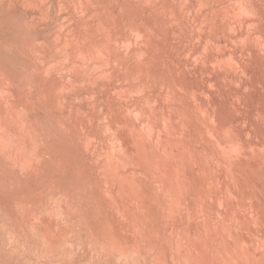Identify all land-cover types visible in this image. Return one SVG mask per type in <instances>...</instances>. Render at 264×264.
I'll use <instances>...</instances> for the list:
<instances>
[{
    "label": "rangeland",
    "instance_id": "rangeland-1",
    "mask_svg": "<svg viewBox=\"0 0 264 264\" xmlns=\"http://www.w3.org/2000/svg\"><path fill=\"white\" fill-rule=\"evenodd\" d=\"M263 1L0 0V264H264Z\"/></svg>",
    "mask_w": 264,
    "mask_h": 264
},
{
    "label": "bare ground",
    "instance_id": "bare-ground-1",
    "mask_svg": "<svg viewBox=\"0 0 264 264\" xmlns=\"http://www.w3.org/2000/svg\"><path fill=\"white\" fill-rule=\"evenodd\" d=\"M66 2V1H65ZM133 2V1H132ZM173 2V1H172ZM264 2V1H263ZM119 3V2H118ZM252 4V3H251ZM262 4V3H261ZM103 5V4H102ZM131 5V4H130ZM252 6V5H251ZM256 7V6H255ZM141 8V7H140ZM262 8V7H261ZM151 10V9H150ZM226 11V10H225ZM258 13V12H257ZM258 15V14H257ZM80 16V15H79ZM242 18V17H241ZM133 19V18H132ZM142 20V19H141ZM252 20V19H251ZM132 21V20H131ZM264 21V20H263ZM120 22V21H119ZM261 22V21H260ZM242 23V22H241ZM258 23V22H257ZM157 24V23H156ZM205 25V24H204ZM117 26V25H116ZM143 26V25H142ZM160 27V26H159ZM134 28V27H133ZM161 29V28H160ZM164 29V28H163ZM162 29V30H163ZM124 30V29H123ZM130 30V29H129ZM151 30V29H150ZM246 30V29H245ZM137 33V32H136ZM167 33V32H166ZM233 33V32H232ZM122 34V33H121ZM153 34V33H152ZM152 34H151V36H152ZM94 35V34H93ZM258 37V36H257ZM250 39V38H249ZM95 40V39H94ZM217 41V40H216ZM166 42V41H165ZM217 43V42H216ZM74 45V44H73ZM257 46V45H256ZM74 47V46H73ZM172 48V47H171ZM150 49V48H149ZM258 49V48H257ZM33 51V50H32ZM165 52V51H164ZM155 53V52H154ZM232 53V52H231ZM230 53V54H231ZM159 54V53H158ZM182 54V53H181ZM187 56V55H186ZM214 56V55H213ZM221 56V55H220ZM234 56V55H233ZM196 57V56H195ZM259 57V56H258ZM153 58V57H152ZM198 60V59H197ZM33 63V62H32ZM263 64V63H262ZM36 65V64H35ZM37 66V65H36ZM178 66V65H177ZM195 66V65H194ZM193 66V67H194ZM35 68H37V67H35ZM250 69V68H249ZM26 70V69H25ZM40 71V70H39ZM173 71V70H172ZM69 72V71H68ZM221 73V72H220ZM21 74V73H20ZM1 75V74H0ZM251 75V74H250ZM5 76V75H4ZM35 76V75H34ZM38 76V75H37ZM31 77V76H30ZM7 78V77H6ZM41 78V77H40ZM39 78V79H40ZM23 79V78H22ZM250 80V79H249ZM24 81V80H23ZM22 81V82H23ZM35 81V80H34ZM3 82V81H2ZM18 82V81H17ZM25 83V82H24ZM83 83V82H82ZM56 84V83H55ZM16 85V84H15ZM19 85V84H18ZM21 85V84H20ZM33 86V85H32ZM20 87H22V86H20ZM49 87V86H48ZM260 87V86H259ZM44 88V87H43ZM17 89V88H16ZM39 89V88H38ZM46 90V89H45ZM219 90V89H218ZM2 92V91H1ZM50 92V91H49ZM207 92V91H206ZM3 93V92H2ZM52 93V92H51ZM54 94V93H53ZM25 96H27V95H25ZM48 96V95H47ZM6 97V96H5ZM50 97V96H49ZM148 97V96H147ZM8 99V98H7ZM57 99V98H56ZM181 99V98H180ZM68 100V99H67ZM212 100V99H211ZM49 101V100H48ZM55 101V100H54ZM87 102H88V100H87ZM90 102V101H89ZM16 103H17V101H16ZM56 103V102H55ZM45 105H46V103H44ZM19 105H20V103H19ZM7 107V106H6ZM21 107V106H20ZM56 107V106H55ZM111 107V106H110ZM109 107V108H110ZM5 108V107H4ZM9 109V108H8ZM88 112V111H87ZM95 112V111H94ZM176 112V111H175ZM239 112V111H238ZM105 113V112H104ZM7 114V113H6ZM5 114V115H6ZM1 115V114H0ZM3 116V115H2ZM12 116V115H11ZM70 116V115H69ZM80 117V116H79ZM11 119V118H10ZM64 119V118H63ZM4 120V119H3ZM24 120V119H23ZM59 120H60V118H59ZM13 121V120H12ZM107 121V120H106ZM137 121V120H136ZM211 121V120H210ZM3 122V121H2ZM14 122H15V120H14ZM66 122V121H65ZM64 122V123H65ZM54 123V122H53ZM10 124V123H9ZM28 124V123H27ZM46 124V123H45ZM44 124V125H45ZM50 125V124H49ZM6 126H7V124H6ZM14 126H15V124H14ZM35 126V125H34ZM39 126V125H38ZM46 126H47V124H46ZM105 126V125H104ZM101 127V126H100ZM107 127V126H106ZM187 127H188V125H187ZM5 128V127H4ZM18 128V127H17ZM27 128V127H26ZM39 128V127H38ZM48 128V127H47ZM63 128V127H62ZM2 129V128H1ZM15 129V128H14ZM37 129V128H36ZM50 129V128H49ZM73 129V128H72ZM152 129V128H151ZM4 130V129H3ZM10 130V129H9ZM15 130H17V129H15ZM48 130V129H47ZM110 130H111V128H110ZM6 132L8 131V130H5ZM104 131V130H103ZM116 131V130H115ZM150 131V130H149ZM12 132V131H11ZM45 132H46V130H45ZM57 132V131H56ZM60 132V131H59ZM64 132V131H63ZM110 132V131H109ZM181 132V131H180ZM209 132V131H208ZM225 132V131H224ZM10 133V132H9ZM223 133V132H222ZM11 134V133H10ZM22 134H23V132H22ZM52 134V133H51ZM59 134V133H58ZM2 135H3V133H2ZM8 136H9V134H7ZM19 135V134H18ZM61 135V134H60ZM150 135V134H149ZM54 136V135H53ZM109 136V135H108ZM9 137H12V136H9ZM64 137V136H63ZM107 137V136H106ZM227 137V136H226ZM1 138V137H0ZM7 138V137H6ZM16 138V137H15ZM19 138V137H18ZM60 138V137H59ZM3 139V138H2ZM12 139V138H11ZM30 139V138H29ZM49 139V138H48ZM56 139V138H55ZM91 139H92V137H91ZM98 139V138H97ZM225 139V138H224ZM14 140V139H13ZM16 140V139H15ZM14 140V141H15ZM47 140V139H46ZM54 140V139H53ZM200 140V139H199ZM21 141V140H20ZM31 141V140H30ZM80 141V140H79ZM7 142V141H6ZM11 142V141H10ZM19 142V141H18ZM65 142H66V140H65ZM92 142V141H91ZM108 142H110L109 141V139H108ZM231 142H232V140H231ZM17 143V142H16ZM24 143H26V142H24ZM163 143H164V141H163ZM162 143V144H163ZM234 144H235V142H233ZM9 143H7L6 145H8ZM15 144V143H14ZM27 144V143H26ZM44 144V143H43ZM113 144V143H112ZM229 144V143H228ZM233 144V145H234ZM101 145V144H100ZM147 145V144H146ZM210 145V144H209ZM9 146V145H8ZM7 146V147H8ZM11 146V145H10ZM58 146H59V144H58ZM72 146V145H71ZM108 146V145H107ZM180 146V145H179ZM49 147V146H48ZM136 147V146H135ZM164 147V146H163ZM170 147V146H169ZM20 148V147H19ZM23 148V147H22ZM29 148V147H28ZM185 148V147H184ZM205 148V147H204ZM232 148V147H231ZM13 149V148H12ZM24 149V148H23ZM75 149V148H74ZM86 149V148H85ZM106 149V148H105ZM198 149V148H197ZM215 149V148H214ZM25 150V149H24ZM201 150V149H200ZM234 150V149H233ZM32 151V150H31ZM202 151V150H201ZM231 151V150H230ZM237 151H238V149H237ZM87 152V151H86ZM218 152V151H217ZM22 153H24V152H22ZM149 153V152H148ZM202 153V152H201ZM210 153H211V151H210ZM2 154V153H1ZM25 154V153H24ZM91 154V153H90ZM241 154V153H240ZM31 155V154H30ZM95 155V154H94ZM119 155V154H118ZM164 155V154H163ZM198 155V154H197ZM205 155V154H204ZM7 156V155H6ZM9 156V155H8ZM28 156V155H27ZM26 156V157H27ZM138 156V155H137ZM165 156V155H164ZM173 156V155H172ZM241 156V155H240ZM24 157V156H23ZM22 156L20 157V158H23ZM26 157H24L23 159L25 160L24 162H26ZM31 157V156H30ZM51 157V156H50ZM126 157V156H125ZM215 157V156H214ZM121 158V157H120ZM139 158H140V156H139ZM192 158V157H191ZM8 159V158H7ZM57 159H59V158H57ZM141 159V158H140ZM224 159V158H223ZM240 159V158H239ZM31 160H33V158L31 157ZM49 160V159H48ZM162 160H164V158L162 159ZM186 160V159H185ZM192 160V159H191ZM193 160H195V159H193ZM28 161H30L29 159H28ZM115 161V160H114ZM172 161V160H171ZM216 161V160H215ZM221 161V160H220ZM231 161V160H230ZM5 162V161H4ZM18 162V161H17ZM52 162V161H51ZM104 162V161H103ZM108 162V161H107ZM109 162H110V160H109ZM113 162V161H112ZM173 162V161H172ZM193 162V161H192ZM241 162V161H240ZM244 162V161H243ZM27 163H29V162H27ZM56 163V162H55ZM61 163H62V161H61ZM141 163H142V161H141ZM150 163H153V162H150ZM166 163V162H165ZM179 163H181V162H179ZM188 163H189V161H188ZM187 163V164H188ZM194 163V162H193ZM7 164V163H6ZM23 165L24 164H26V163H22ZM30 164V163H29ZM116 164V163H115ZM114 164V165H115ZM149 164V163H148ZM227 164V163H226ZM241 164V163H240ZM250 164V163H249ZM113 165V166H114ZM117 165V164H116ZM153 165V164H152ZM176 165V164H175ZM205 165V164H204ZM236 165V164H235ZM13 166V165H12ZM19 166V165H18ZM63 166V165H62ZM85 166V165H84ZM111 166H112V163H111ZM129 166V165H128ZM139 166V165H138ZM154 166V165H153ZM198 166H199V164H198ZM209 166V165H208ZM87 167V166H86ZM118 167V166H117ZM156 167H158V166H155V168ZM186 167V166H185ZM243 167V166H242ZM13 168V167H12ZM17 168V167H16ZM39 168V167H38ZM50 168V167H49ZM140 168V167H139ZM163 168V167H162ZM175 168H177V167H175ZM203 168V167H202ZM240 168H241V166H240ZM78 169V168H77ZM80 169V168H79ZM114 169H117L116 167L114 168ZM119 169V168H118ZM8 170V169H7ZM75 170V169H74ZM83 170V169H82ZM157 170V169H156ZM160 170H162V169H160ZM172 170V169H171ZM242 170V169H241ZM10 171H12V170H10ZM36 171V170H35ZM40 171V170H39ZM95 171V170H94ZM147 171V170H146ZM177 171V170H176ZM15 172V171H14ZM44 172V171H43ZM151 172V171H150ZM236 172V171H235ZM234 172V173H235ZM257 172V171H256ZM49 173V172H48ZM160 173V172H159ZM163 173V172H162ZM198 173H199V171H198ZM209 173V172H208ZM238 173V172H237ZM157 174V173H156ZM155 174V175H156ZM171 174H173V172L171 173ZM179 174V173H178ZM182 174V173H181ZM210 174H212V173H210ZM45 175V174H44ZM162 175V174H161ZM176 175V174H175ZM249 175V174H248ZM11 176V175H10ZM17 176V175H16ZM27 176V175H26ZM51 176H53V175H51ZM87 176V175H86ZM123 176V175H122ZM126 175H124V177H125ZM128 176V175H127ZM126 176V177H127ZM151 176V175H150ZM164 176H165V174H164ZM7 177V176H6ZM5 177V178H6ZM18 178H19V174H18V176H17ZM41 177V176H40ZM114 177H115V175H114ZM130 177V176H129ZM139 177V176H138ZM153 177H154V174H153ZM157 177H158V174H157ZM189 177V176H188ZM201 177V176H200ZM52 178V177H51ZM92 178V177H91ZM95 178V177H94ZM97 178V177H96ZM102 178V177H101ZM135 178V177H134ZM147 178V177H146ZM154 178H156V177H154ZM159 178H161V177H159ZM164 178L165 177H163V180H164ZM172 178H173V175H172ZM171 178V179H172ZM213 178V177H212ZM41 179V178H40ZM45 179V178H44ZM113 179V178H112ZM117 179V178H116ZM121 179H124V178H121ZM128 179V178H127ZM129 179H131V178H129ZM128 179V180H129ZM192 179V178H191ZM190 179V180H191ZM1 180V179H0ZM97 180V179H96ZM124 180H126V178L124 179ZM152 180V181H151ZM150 181L151 182H153V180L154 179H151ZM177 180V179H176ZM175 180V181H176ZM189 180V181H190ZM212 180V179H211ZM2 181V180H1ZM25 181V180H24ZM41 181V180H40ZM49 181V180H48ZM47 181V182H48ZM95 181V180H94ZM93 181V182H94ZM104 181V180H103ZM122 181V180H121ZM134 181V180H133ZM156 181H158V180H156ZM155 181V182H156ZM4 182V181H3ZM19 182V181H18ZM26 182V181H25ZM24 182V183H25ZM78 182V181H77ZM111 182V181H110ZM128 182V181H127ZM159 182V181H158ZM163 182V181H162ZM165 182V181H164ZM20 183V182H19ZM28 183V182H27ZM51 183V182H50ZM75 183V182H74ZM109 183V182H108ZM107 183V184H108ZM112 184H113V182H111ZM126 183V182H125ZM133 183V182H132ZM137 183V182H136ZM200 183V182H199ZM14 184H16V183H14ZM99 184V183H98ZM105 184V183H104ZM118 184V183H117ZM128 184V183H127ZM155 184V183H154ZM154 184H152V185H154ZM157 184V183H156ZM161 184V183H160ZM6 185H9V183L8 184H6ZM77 185V184H76ZM79 185V184H78ZM84 185H86V184H84ZM90 185V184H89ZM106 185V184H105ZM122 185H123V182H122ZM142 185V184H141ZM159 185V184H158ZM176 185V184H175ZM194 185V184H193ZM199 185V184H198ZM13 186V185H12ZM26 186V185H25ZM69 186V185H68ZM91 186V185H90ZM101 186V185H100ZM143 186H144V184H143ZM160 186H163V184L162 185H160ZM165 186V185H164ZM254 186V185H253ZM27 187V186H26ZM65 187V186H64ZM110 187H112V185L110 186ZM109 187V188H110ZM155 187V189H156V186H154ZM159 187V186H158ZM167 187V186H166ZM171 187V186H170ZM184 187V186H183ZM186 187V186H185ZM193 187V186H192ZM205 187V186H204ZM213 187V186H212ZM219 187V186H218ZM235 187V186H234ZM6 188H7V186H6ZM13 188V187H12ZM51 188V187H50ZM107 188V187H106ZM131 188V187H130ZM142 188H144V187H142ZM152 188V187H151ZM207 188V187H206ZM233 188V187H232ZM42 189V188H41ZM69 189V188H68ZM108 189V188H107ZM123 189V188H122ZM148 189H149V187H148ZM160 189H163V188H160ZM160 189H159V191H160ZM194 189V188H193ZM4 190V189H3ZM17 190V189H16ZM60 190V189H59ZM71 190H73V189H71ZM120 190V189H119ZM143 190V189H142ZM146 190V189H145ZM213 190H214V188H213ZM248 190V189H247ZM101 191V190H100ZM111 191V190H110ZM171 191V190H170ZM170 191H168V192H170ZM231 191V190H230ZM245 191V190H244ZM3 192V191H2ZM38 192V191H37ZM50 192V191H49ZM92 192H94V191H92ZM103 192V191H102ZM105 192V191H104ZM103 192V193H104ZM112 192V191H111ZM156 192H157V189H156ZM172 192V191H171ZM238 192V191H237ZM8 193V192H7ZM16 193H17V191H16ZM52 193V192H51ZM83 193V192H82ZM89 193V192H88ZM102 193V194H103ZM149 193V192H148ZM159 193V192H158ZM157 193V194H158ZM174 193V192H173ZM187 193V192H186ZM204 193V192H203ZM73 194V193H72ZM119 194V193H118ZM135 194H136V191H135ZM159 194H163V193H159ZM166 194H168V193H166ZM195 194V193H194ZM95 195V194H94ZM134 195V194H133ZM164 195V194H163ZM172 195V193H170V195L169 196H171ZM178 195V194H177ZM200 195V194H199ZM233 195V194H232ZM165 196V195H164ZM234 196H235V194H234ZM78 197V196H77ZM104 197V196H103ZM113 197V196H112ZM115 197V196H114ZM118 197V196H117ZM163 196H161V198H162ZM172 197V196H171ZM170 197V198H171ZM175 197H178V196H176L175 195ZM256 197V196H255ZM75 198H76V196H75ZM85 198V197H84ZM120 198V197H119ZM126 198V197H125ZM129 198V197H128ZM149 198V197H148ZM188 198H189V195H188ZM191 198V197H190ZM189 198V199H190ZM201 198V197H200ZM248 198V197H247ZM5 199V198H4ZM116 199V198H115ZM123 199V198H122ZM149 199H151V198H149ZM148 199V200H149ZM167 199V198H166ZM171 199H174V197L173 198H171ZM186 199H187V197H186ZM92 200V199H91ZM99 200V199H98ZM125 200V199H124ZM141 200V199H140ZM176 200V202L178 203V201H179V198L178 199H175ZM178 200V201H177ZM194 200V199H193ZM229 200V199H228ZM81 201V200H80ZM93 201H95V199L93 200ZM133 201V200H132ZM139 201V200H138ZM143 201V200H142ZM145 202H146V200H144ZM164 201V200H163ZM174 201V200H173ZM185 201V200H184ZM201 201H202V199H201ZM15 202V201H14ZM22 202V201H21ZM112 202V201H111ZM149 202H150V200H149ZM191 202V201H190ZM194 202V201H193ZM86 203V202H85ZM181 203V202H180ZM187 203V202H186ZM197 203V202H196ZM22 204V203H21ZM33 204V203H32ZM101 204V203H100ZM113 204H115V203H113ZM135 204V203H134ZM137 204V203H136ZM156 204V203H155ZM179 204V203H178ZM177 204V205H178ZM234 204V203H233ZM14 205H16V204H14ZM169 205H172V203L170 204L169 203ZM176 205V206H177ZM184 205V204H183ZM183 205L181 204V206L183 207ZM28 206V205H27ZM78 206H80V205H78ZM83 206V205H82ZM102 206V205H101ZM117 206V205H116ZM120 206V205H119ZM125 206H126V204H125ZM154 206V205H153ZM181 206H179V208L181 207ZM113 207V206H112ZM174 207H175V205H174ZM110 208V207H109ZM157 208V207H156ZM178 208V209H179ZM228 208V207H227ZM1 209V208H0ZM21 209V208H20ZM98 209V208H97ZM118 209L119 210H121L119 207H118ZM152 209V208H151ZM161 209V208H160ZM159 209V210H160ZM178 209H176V207H175V210H178ZM190 209V208H189ZM256 209V208H255ZM19 210V209H18ZM115 210H117V209H115ZM140 210V209H139ZM145 211V210H144ZM164 211H166V210H164ZM178 211H181V210H178ZM133 212V211H132ZM141 212V211H140ZM106 213V212H105ZM117 213H119V212H117ZM165 213V212H164ZM30 214V213H29ZM124 214V213H123ZM134 214V213H133ZM152 214V213H151ZM166 214V213H165ZM38 215V214H37ZM168 215V214H167ZM28 216V215H27ZM124 216V215H123ZM73 217V216H72ZM127 217V216H126ZM140 217V216H139ZM151 217V216H150ZM155 217V216H154ZM166 217H168V216H166ZM169 217H170V215H169ZM168 217V218H169ZM171 217H172V215H171ZM174 217V216H173ZM211 217V216H210ZM214 217V216H213ZM28 218V217H27ZM22 219V218H21ZM29 219V218H28ZM123 219V218H122ZM141 219H143V218H141ZM145 219V218H144ZM152 219H154V218H152ZM171 219H173V218H171ZM182 219H184V218H182ZM79 220V219H78ZM124 220H126V219H124ZM123 220V221H124ZM135 220V219H134ZM139 220V219H138ZM148 220V219H147ZM151 220V219H150ZM176 220H177V218H176ZM179 220H181V219H179ZM178 220V221H179ZM129 221V220H128ZM144 221V220H143ZM170 221H172V220H170ZM174 221V220H173ZM186 221V220H185ZM197 221V220H196ZM236 221H237V219H236ZM125 222V221H124ZM140 222V221H139ZM149 222V221H148ZM147 222V223H148ZM203 222V221H202ZM99 223H102V222H99ZM110 223V222H109ZM108 223V224H109ZM129 223V222H128ZM146 223V222H145ZM144 223V224H145ZM161 223V222H160ZM175 223V222H174ZM183 223H184V220H183ZM186 223V222H185ZM197 223V222H196ZM106 224V223H105ZM107 224V225H108ZM170 224H172V222H170ZM180 224V223H179ZM131 225V224H130ZM149 225V224H148ZM152 225H153V223H152ZM157 225V224H156ZM168 225V224H167ZM103 226V225H102ZM111 226V225H110ZM127 226V225H126ZM132 226H133V223H132ZM138 226V225H137ZM140 226V225H139ZM146 226V225H145ZM205 226V225H204ZM209 226V225H208ZM226 226V225H225ZM112 227V226H111ZM147 228L148 227H150V228H148V230L146 231L147 232V236L146 235H144V230L142 231L143 233H142V236L140 237V235L139 234H141V232L138 234V236H136V238L135 239H137V240H140L141 239V241H143L142 243H145V244H148V245H154L155 243H156V238L158 237V238H160V235L162 234V230L161 229H155V230H152L151 229V227L152 226H146ZM154 227V226H153ZM177 227H178V225H177ZM188 227V226H187ZM235 227V226H234ZM237 227V226H236ZM102 228V227H101ZM106 228V227H105ZM108 228V227H107ZM116 228H117V226H116ZM115 228V229H116ZM181 228V227H180ZM198 228V227H197ZM226 228V227H225ZM239 228V227H238ZM254 228V227H253ZM33 229V228H32ZM145 229V228H144ZM182 229V228H181ZM228 229V228H227ZM235 229V228H234ZM107 230V229H106ZM109 230V234H110V230L111 229H108ZM183 230V229H182ZM197 230H199V229H197ZM243 230V229H242ZM98 231H100V230H98ZM104 231V230H103ZM122 231V230H121ZM124 231V230H123ZM123 231H122V233H123ZM201 231V230H200ZM199 231V232H200ZM216 231V230H215ZM230 231V230H229ZM238 231V230H237ZM243 231H245V230H243ZM251 231V230H250ZM111 232H113V231H111ZM138 232H139V230H138ZM145 232V233H146ZM187 232V231H186ZM202 232V231H201ZM207 232H208V230H207ZM61 233H62V231H61ZM87 233V232H86ZM104 233H105V231H104ZM127 233V232H126ZM135 233V232H134ZM133 233V234H134ZM176 233V232H175ZM180 233H183L182 231L180 232ZM180 233H179V235H180ZM5 234V233H4ZM124 234V233H123ZM194 234V233H193ZM200 234V233H199ZM198 234V235H199ZM206 234V233H205ZM132 235V234H131ZM187 235V234H186ZM188 235H189V233H188ZM187 235V236H188ZM233 235H235L234 233H233ZM237 235V234H236ZM107 236V235H106ZM113 236H115V235H113ZM174 236H176V235H174ZM206 236H207V234H206ZM216 238L218 239H220V241H221V244H223V249L221 248V250H223V254L221 255V257H218V256H216L215 254H212L209 250H207V249H205L204 248V244L201 246V244H199V241H198V243L196 242L195 243V245L194 246H196L194 249H198V250H196V252L197 253H199V254H197V253H192V250H191V252H189V254H188V252H186V254H188L189 255V257H188V259L190 260V264H224V263H226V261H228V263L230 262L231 264H242V262L244 263V264H247V262H252L251 264H262V260L261 259H257V256L256 257H254L253 255H250L249 253H248V251H247V255L246 254H242V252L240 251V248L242 247V246H240L239 245V241L237 242V241H235V240H233V241H235V242H232L231 240H230V238L232 237V232H228L227 230H220L219 231V229H217V231H216ZM91 237V236H90ZM112 237V236H111ZM120 237V236H119ZM133 237V236H132ZM189 237V236H188ZM193 237V236H192ZM195 237V236H194ZM201 237V236H200ZM236 237V236H235ZM113 238V237H112ZM157 238V239H158ZM196 238V237H195ZM233 238V237H232ZM243 238V237H242ZM114 239V238H113ZM116 239V238H115ZM46 240V239H45ZM117 240V239H116ZM120 240V239H119ZM159 240V239H158ZM160 240H162V239H160ZM178 240V239H177ZM182 240V239H181ZM181 240H178L179 242L181 241ZM189 240V239H188ZM188 240H186L187 242V244H188ZM196 240V239H195ZM200 240V242L201 241H203V240H201V239H199ZM243 240V239H242ZM112 241V240H111ZM118 241V240H117ZM121 241V240H120ZM120 241H119V243H120ZM123 241V240H122ZM134 241H136V240H134ZM209 241V240H208ZM218 241V240H217ZM241 241V240H240ZM115 242V241H114ZM139 242V241H138ZM159 242L160 241H158V244H159ZM185 242V241H184ZM219 242V241H218ZM242 242V241H241ZM102 243V242H101ZM113 242H111V244H112ZM119 243H118V245H119ZM123 243V242H122ZM126 244H127V242H125ZM125 243H123V245L125 244ZM130 243V242H129ZM137 243V242H136ZM141 243V242H140ZM181 243V242H180ZM182 243H183V241H182ZM215 243V242H214ZM243 243V242H242ZM242 243H241V245H242ZM264 243V242H263ZM111 244H109V245H107L106 244V246L104 247L103 245V249L104 248H106L107 246H109V247H111L112 248V245ZM114 244V243H113ZM185 244V243H184ZM189 244H191V242L189 243ZM216 244H218L217 242H216ZM111 245V246H110ZM115 245V244H114ZM135 245V244H134ZM139 245V244H138ZM138 245H137V247H138ZM244 245L246 246V244L244 243ZM248 245V244H247ZM99 246V245H98ZM133 246V245H132ZM136 246V245H135ZM139 246H141V244L139 245ZM157 246V245H156ZM179 246V245H178ZM191 246H192V244H191ZM193 246V247H194ZM221 246V245H220ZM219 246V247H220ZM100 247V246H99ZM114 248L116 247V245L115 246H113ZM141 247H143V246H141ZM146 247V246H145ZM158 247V246H157ZM263 247H264V245H263ZM101 248V247H100ZM99 248V249H100ZM119 248V249H118ZM118 248H116V249H118V250H120V247H118ZM201 248V249H200ZM65 249V248H64ZM98 249V250H99ZM124 249H125V247H124ZM133 249H136V248H133ZM143 249V252H144V248H142ZM146 249V248H145ZM162 249H163V251H165V252H168V246H166V245H162ZM220 249V248H219ZM243 249V248H242ZM13 250V249H12ZM97 250V251H98ZM107 252H111V251H113V250H111V249H105ZM104 250V251H105ZM110 250V251H109ZM149 250V249H148ZM159 250H161V248H159ZM171 250V249H170ZM249 250V249H248ZM252 250V249H251ZM255 250V249H254ZM95 251V250H94ZM105 251V252H106ZM116 251V250H115ZM111 252L110 254L112 255H114V254H116L117 253V251L116 252ZM125 251V250H124ZM123 251V252H124ZM137 251V250H136ZM174 251V250H173ZM177 250H175V253H177L178 254V252H176ZM187 251V250H186ZM106 252V253H107ZM133 252V251H132ZM131 252V253H132ZM172 252V251H171ZM181 252V251H180ZM194 252V251H193ZM220 252V250H218V253ZM246 252V251H245ZM249 252H250V250H249ZM94 253V252H93ZM119 253V252H118ZM125 253H126V251H125ZM135 253V251L133 252V254ZM138 253V252H137ZM147 253V252H146ZM175 253H174V257H175ZM182 253V252H181ZM252 253H253V251H252ZM251 253V254H252ZM109 254V255H110ZM121 254V253H120ZM136 254V253H135ZM134 254V255H135ZM145 254V253H144ZM144 254H143V256H144ZM158 254V253H157ZM165 254V253H164ZM170 254V253H169ZM172 254H173V252H172ZM123 255V254H122ZM129 255V254H128ZM139 255H141V254H139ZM147 256V255H146ZM177 256H180L181 257V255L179 254V255H177ZM176 256V257H177ZM120 257V256H119ZM124 257V256H123ZM145 257V256H144ZM176 257H175V259H176ZM180 257H178V259L180 258ZM128 258V257H127ZM129 258H131V257H129ZM138 258V257H137ZM142 258V257H141ZM256 258V259H255ZM123 259V258H122ZM135 259V258H134ZM139 259H140V257H139ZM151 258H149V261L151 262V260H150ZM10 260V259H9ZM146 260H148V258L146 259ZM159 260H161L160 261V264L165 260L164 258H160ZM149 261H147V262H149ZM152 261H154V259H152ZM158 261V260H157ZM179 261V260H178ZM168 262V261H167ZM167 262H165L166 264H167ZM180 262H181V260H180ZM241 262V263H240ZM99 263V262H98ZM156 263V261H154L153 262V264H155ZM184 263V262H183ZM227 263V264H228ZM229 263V264H230ZM133 264V263H132ZM172 264V263H171ZM250 264V263H249Z\"/></svg>",
    "mask_w": 264,
    "mask_h": 264
}]
</instances>
